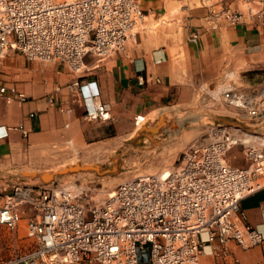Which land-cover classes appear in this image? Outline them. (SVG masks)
<instances>
[{
    "label": "built area",
    "instance_id": "2783aa9c",
    "mask_svg": "<svg viewBox=\"0 0 264 264\" xmlns=\"http://www.w3.org/2000/svg\"><path fill=\"white\" fill-rule=\"evenodd\" d=\"M198 1L214 8L225 0ZM241 1L247 15L212 11V18L239 23L264 17V0ZM144 18L136 0H0V60L16 51L82 73L89 55L104 60L125 53ZM200 34L196 30L191 41ZM205 92L215 104L234 109V124L249 130L210 125L205 142L189 149L168 177L163 172L126 181L101 204L85 205L79 195L46 185L0 194V230L15 231L29 214L32 240L8 258L0 253V264H202L206 247L225 256L231 241L243 250L262 244L263 235L245 223L241 204L264 188V87ZM87 116L111 119L102 103ZM236 148L243 149L246 167L226 160Z\"/></svg>",
    "mask_w": 264,
    "mask_h": 264
},
{
    "label": "crops",
    "instance_id": "0c3cea01",
    "mask_svg": "<svg viewBox=\"0 0 264 264\" xmlns=\"http://www.w3.org/2000/svg\"><path fill=\"white\" fill-rule=\"evenodd\" d=\"M136 1L149 22L168 24L176 37L132 36L125 53L104 60L89 55L82 73L61 62L30 61L16 51L0 60V91L6 89L0 93L1 195L15 192L9 187L16 186L20 169L35 167V161L48 163L58 151L77 152L129 137L138 117L170 106L188 107L200 98L213 101L205 90L253 92L264 87V17L239 23L212 18V11L247 15L241 0H225L214 8L196 0ZM196 30L201 34L193 42ZM20 94L26 99L20 100ZM99 103L108 106L110 120L87 116ZM245 162L238 167H246ZM241 209L245 223L264 237V188L244 199ZM24 218L28 224L29 214ZM16 232L8 237L2 228L0 242L28 248L32 240L27 229ZM201 262L264 264V242L243 250L231 241L225 256L206 247Z\"/></svg>",
    "mask_w": 264,
    "mask_h": 264
},
{
    "label": "rangeland",
    "instance_id": "374dc122",
    "mask_svg": "<svg viewBox=\"0 0 264 264\" xmlns=\"http://www.w3.org/2000/svg\"><path fill=\"white\" fill-rule=\"evenodd\" d=\"M196 2L201 5L198 0ZM133 33L134 36L158 39L172 37L171 34L176 37L178 32L164 22H149L144 18ZM193 112L204 114L205 119L194 120V123L188 117ZM235 114L230 107L217 105L210 100L203 101L202 98L188 107H166L146 117L144 122L135 126L129 137L115 138L108 145H93L77 152L69 149L58 151L51 154L50 162L45 164L35 161L32 164L35 167L18 171L19 180L15 187L22 190L45 185L62 188L79 195L85 205L101 204L126 181L177 168L189 149L205 142L210 125L236 123ZM226 158L232 165L239 166L242 161L246 163L242 148H236ZM76 166L82 169L63 173L64 170ZM46 175L51 179L45 180ZM9 188L15 189L12 185ZM86 219H91L89 212L86 213ZM19 228L22 233L26 232V218L18 225L17 232ZM5 230L8 237L14 238L15 231L7 228ZM16 246H6L0 242L1 255L10 256L25 250L23 247L16 249Z\"/></svg>",
    "mask_w": 264,
    "mask_h": 264
},
{
    "label": "bare ground",
    "instance_id": "6f19581e",
    "mask_svg": "<svg viewBox=\"0 0 264 264\" xmlns=\"http://www.w3.org/2000/svg\"><path fill=\"white\" fill-rule=\"evenodd\" d=\"M189 113V112H188ZM188 115V114H187ZM204 114H200V113H197V112H193V113H191V114H189L188 115V117L190 118V119H193V122H194V120L195 121H202V120H204L205 119V116H203ZM195 123V122H194ZM170 172H171V170H166L165 172H164V174H165V177H168L169 175H170Z\"/></svg>",
    "mask_w": 264,
    "mask_h": 264
},
{
    "label": "water",
    "instance_id": "95a60500",
    "mask_svg": "<svg viewBox=\"0 0 264 264\" xmlns=\"http://www.w3.org/2000/svg\"><path fill=\"white\" fill-rule=\"evenodd\" d=\"M231 125H234L235 127L240 128V129H242V130H249V128H246V127H243V126H240V125H236V124H234V123H232ZM92 168H93V169H96L95 167H92ZM81 169H82V167H80V166L70 167L69 169L64 170L63 173H66V172H68V171H80ZM44 179H45V180H49V179H51V177L48 176V175H46V176L44 177Z\"/></svg>",
    "mask_w": 264,
    "mask_h": 264
}]
</instances>
